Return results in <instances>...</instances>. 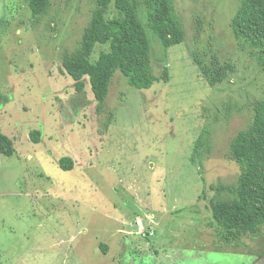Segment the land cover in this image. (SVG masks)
<instances>
[{"label":"rangeland","instance_id":"1","mask_svg":"<svg viewBox=\"0 0 264 264\" xmlns=\"http://www.w3.org/2000/svg\"><path fill=\"white\" fill-rule=\"evenodd\" d=\"M47 3L34 16L0 0V135L13 147L0 151V264H264V227L235 236L211 211L237 184L230 142L264 97L256 50L232 29L240 0H172L183 42L164 48L147 28L156 80L137 89L116 71L102 100L64 67L95 0Z\"/></svg>","mask_w":264,"mask_h":264},{"label":"trees","instance_id":"2","mask_svg":"<svg viewBox=\"0 0 264 264\" xmlns=\"http://www.w3.org/2000/svg\"><path fill=\"white\" fill-rule=\"evenodd\" d=\"M34 16L41 15L47 0H26ZM232 17L234 36L256 50L257 63L264 72V0H240ZM96 8L84 29L78 51L67 57L64 67L82 89L83 77H88L97 100L107 92L111 77L122 73L127 83L137 89L151 87L156 77L150 65V44L147 28L164 48L184 40V30L175 13L172 0H142L144 23L137 0H95ZM106 46L95 60L91 56L96 45ZM1 101V100H0ZM39 131L31 138L38 142ZM0 151L13 152L12 141L0 135ZM231 157L242 166L235 188L223 199L212 202V217L227 232L237 236L255 233L264 227V97L254 105L250 125L239 131L230 142ZM59 167L71 170L70 158L59 159Z\"/></svg>","mask_w":264,"mask_h":264}]
</instances>
